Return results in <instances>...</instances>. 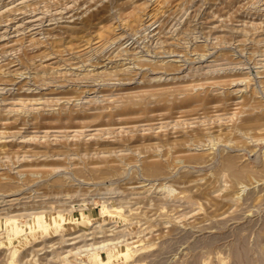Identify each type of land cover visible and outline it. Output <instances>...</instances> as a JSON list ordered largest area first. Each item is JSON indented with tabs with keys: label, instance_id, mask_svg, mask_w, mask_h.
I'll return each instance as SVG.
<instances>
[{
	"label": "rangeland",
	"instance_id": "rangeland-1",
	"mask_svg": "<svg viewBox=\"0 0 264 264\" xmlns=\"http://www.w3.org/2000/svg\"><path fill=\"white\" fill-rule=\"evenodd\" d=\"M0 182V264H264V0H0Z\"/></svg>",
	"mask_w": 264,
	"mask_h": 264
},
{
	"label": "bare ground",
	"instance_id": "bare-ground-1",
	"mask_svg": "<svg viewBox=\"0 0 264 264\" xmlns=\"http://www.w3.org/2000/svg\"><path fill=\"white\" fill-rule=\"evenodd\" d=\"M80 49V48H79ZM77 50V49H76ZM75 50V51H76ZM44 65V64H43ZM173 67V66H172ZM39 68V67H38ZM37 68V69H38ZM90 91V90H89ZM196 97H198V96H196ZM204 97V96H203ZM189 99H191V98H189ZM201 99H203V98H201ZM91 103V102H90ZM93 103V102H92ZM255 111V110H254ZM259 114V113H258ZM257 114V115H258ZM256 115V116H257ZM252 116H254V115H252ZM257 117H255L254 118V120L256 119ZM257 121V120H256ZM256 121H254V123H258L259 122V120L256 122ZM246 123H247V121H246ZM246 123H244V124H246ZM248 124V123H247ZM247 124H246V126H247ZM248 125H253V121L252 122H250V119H249V124ZM244 126V125H243ZM180 140V139H179ZM181 140H182V138H181ZM177 141H178V139H177ZM185 143V142H184ZM183 143V144H184ZM179 144V143H178ZM181 144V143H180ZM182 144V145H183ZM186 144V143H185ZM21 147V146H20ZM192 156V155H191ZM231 156V155H230ZM229 156V157H230ZM232 157V156H231ZM194 158H195V156H194ZM236 158V157H235ZM223 159H225V158H223ZM222 159V160H223ZM228 158L226 157V164H227V166H228V169H230V168H232L233 166H234V158H233V160L232 159H228ZM237 159V158H236ZM155 162H158V161H155ZM155 162H153V163H155ZM223 162V161H222ZM156 164V163H155ZM154 164V165H155ZM224 164V163H223ZM153 165V166H154ZM158 165H160L159 164V162H158ZM149 166V165H148ZM163 166V165H162ZM236 166L238 167V165L236 164ZM151 167H152V165H151ZM155 167H157V164L155 165ZM155 167H152V170L153 169H155ZM160 167V166H159ZM230 167V168H229ZM244 167V166H243ZM235 168V167H234ZM233 168V169H234ZM248 168V167H247ZM246 168V169H247ZM240 170H241V168H239ZM250 169V168H249ZM149 170H150V168H149ZM156 170L158 171V170H160V169H158V168H156ZM156 170H154V171H156ZM236 170H237V168H236ZM233 171L235 174V176H237V177H240L241 175H243L246 171H244L243 169H242V171ZM250 171V170H249ZM160 172H161V170H160ZM230 173H232V172H230ZM247 173V172H246ZM250 173V172H249ZM249 173L247 174V175H249ZM152 174H153V172H152ZM232 176H233V174H231ZM243 176H246V175H243ZM2 177V176H1ZM243 178V177H242ZM8 179V178H7ZM1 183V182H0ZM10 183V182H9ZM7 184V183H6ZM5 184V185H6ZM2 185H3V183H2ZM7 186H9V184H7ZM17 200V198L16 199H12V200H9V203H11V202H15ZM2 202V201H1ZM7 202V201H6ZM6 204V203H5ZM5 204H3V205H5ZM8 204V203H7ZM14 204V203H13ZM1 206H2V204H1ZM10 206H11V204H10ZM11 207H13V206H11ZM4 208V207H3ZM10 208V207H9ZM11 209V208H10ZM104 209H106V210H109L108 208H104ZM105 211V210H104ZM11 212V211H10ZM107 212H109V211H107ZM12 213V212H11ZM37 214V218H36V222H35V230L34 231H23V229L20 227V226H18V225H14V223L12 224L11 222H10V224H11V226H12V232H13V234L12 235H7V239H6V242H8V243H10V244H14L15 242H18V246L19 247H22L24 244H25V242H26V240L28 239V238H30V235H36V234H47L48 233V231H50L51 230V225H54L55 227H57V229H62L63 228V225H64V223H66V221H68V219H69V221H70V218H66L65 216H62V215H56V216H54V215H47V214H45L44 212H39V213H36ZM22 215H24V214H22ZM13 216H16L15 214L14 215H11V216H2V214H0V219L1 218H3V219H5L4 220V223H6V224H8V220L7 219H9V218H11V217H13ZM73 220V219H72ZM59 230V231H60ZM56 232V231H55ZM53 233V232H52ZM69 235V234H68ZM80 237H82V236H80V234L79 235H77V236H75V237H73V238H69L68 240H69V243H70V239H74V240H72V242L74 241L75 243H72V244H67V246H73V249H71V250H69V251H66L67 252V255H66V263L67 264H79L78 262L76 263V262H74V261H76L77 260V258H76V260H74L73 259V261H71L72 260V258H71V256H73V251L76 249L74 246H75V244H78L77 242H76V240L77 239H79ZM100 238V237H99ZM107 238V237H106ZM88 240H91V239H88ZM112 240H114V239H112ZM5 241V240H4ZM78 241V240H77ZM102 241V240H101ZM104 241H108L107 239L106 240H104ZM110 242H111V239H110ZM110 242H109V244H110ZM127 242V241H126ZM125 242V243H126ZM8 243H7V245H8ZM79 243H80V241H79ZM83 243V242H82ZM104 243H106V242H104ZM119 243V242H118ZM56 244V243H55ZM54 244V245H55ZM91 244V243H90ZM102 244H103V241H102ZM101 244V246H98V247H93L94 245L93 244H91V245H93L92 247L93 248H97V250L98 249H101V248H103V245ZM107 244V243H106ZM112 244L113 243H111L110 245L112 246ZM115 244V243H114ZM113 244V245H114ZM131 244V243H130ZM87 245H89V244H87ZM91 245H89V247L91 246ZM97 245V244H96ZM98 245H100V244H98ZM53 246V245H52ZM51 246V247H52ZM107 246V245H106ZM110 246V247H111ZM126 246H128V244L126 245ZM6 247V246H5ZM82 247L83 248H86V247H84L83 245H82ZM88 247V246H87ZM89 247H88V250H89ZM78 248V247H77ZM81 247L79 246V249H80ZM83 248H81L82 250H83ZM105 248V247H104ZM116 248V247H115ZM93 250V249H92ZM115 250V249H114ZM91 251V250H90ZM76 252V251H75ZM80 252V251H79ZM93 252V251H92ZM78 254V253H77ZM81 254V253H80ZM109 254V253H108ZM75 255V254H74ZM112 256H110L107 260L108 261H106L105 259H103L101 256H97L98 258H97V260L96 261H98L100 264H110L111 262V259L113 258V257H115V258H118V259H120V260H122L123 261V264H134V263H132V261H133V256H134V253H133V248L132 247H126L125 249H123V250H119V251H113L112 252V254H111ZM109 256V255H108ZM69 257L71 258V260H69ZM62 258V257H61ZM96 259V258H95ZM27 261V260H26ZM63 261H65V260H63Z\"/></svg>",
	"mask_w": 264,
	"mask_h": 264
}]
</instances>
